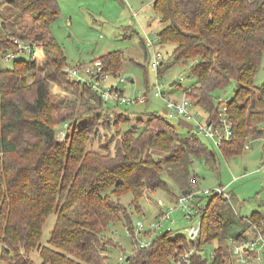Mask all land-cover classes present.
<instances>
[{
  "label": "trees",
  "instance_id": "trees-1",
  "mask_svg": "<svg viewBox=\"0 0 264 264\" xmlns=\"http://www.w3.org/2000/svg\"><path fill=\"white\" fill-rule=\"evenodd\" d=\"M5 2L16 10L20 27L12 31L1 23L0 62L17 39L39 43L44 58H16L11 67L0 64V261L31 264L29 255L38 250L41 264H107L110 249L118 247L107 236L109 227L122 222L133 235V214L141 211L146 192L174 194L169 178L180 195L192 193L197 184L194 159L215 161L216 154L193 132L178 131L155 112L144 120L140 114L139 126L118 112L124 121L105 122L103 139H109L98 141L101 112L94 121L72 120L62 114L68 105L51 95L52 82L67 83L89 96L98 110H112L64 71L67 58L51 29L60 17L59 0H0V8ZM153 6L165 24L159 43L174 45L176 63L197 60L190 69L196 81L183 93L206 121L219 119L217 93L234 83V94L225 103L234 137L219 148L226 157L241 153L247 140L264 135V83L254 84L264 55V0H154ZM99 59L112 75L125 61L118 51ZM121 123L128 129L122 132ZM128 193L132 199L125 205L121 198ZM206 197L199 241L183 234L172 237L171 230L157 232L149 247L126 255L124 264H234L229 239L245 238L251 223L260 226L264 217L260 212L241 217L246 227L238 231L241 223L223 213L228 200L218 194ZM53 214L43 245V229ZM213 241L217 246L208 259L204 247ZM195 247L187 262L179 261Z\"/></svg>",
  "mask_w": 264,
  "mask_h": 264
},
{
  "label": "rangeland",
  "instance_id": "rangeland-1",
  "mask_svg": "<svg viewBox=\"0 0 264 264\" xmlns=\"http://www.w3.org/2000/svg\"><path fill=\"white\" fill-rule=\"evenodd\" d=\"M153 1L59 0L60 17L52 24L51 29L53 36L63 49L68 65L71 68L89 66L104 54L118 51L123 54L125 61L119 73L111 76L108 83H115L116 79L123 78L126 82L120 87L124 89V95L132 100L140 98L145 100L143 104L107 103V108L112 109L107 113L101 108L98 110L96 103L78 88L68 86L67 83L52 82L50 84L52 97L68 105L62 110L63 115L71 116L72 120L82 118L94 121L98 116L96 114L101 112L102 121L98 125V141L104 140L103 135L107 133L102 128L105 122H109L113 126V124L118 125L119 120L124 121V118L119 119L118 112H124L130 122L138 126L140 124L136 122V118L140 114L144 115H142L143 120L146 118V114L153 112L161 114L165 106L161 98L154 96L155 84H160L161 91L167 96L180 100L185 88L196 81V77L190 69L197 60H190L185 65L176 63L173 58L174 45L159 43L158 35L165 24L161 23V16L154 9ZM17 15L16 10L7 2L0 8V22H4L6 28L12 31H17L20 27ZM26 23L30 24L31 20L28 19ZM146 39L153 41L155 45L145 46L143 42ZM155 51H159L163 55L161 73L152 66ZM17 58L29 59L30 56L24 54ZM0 64L3 67H11L13 60L2 59ZM173 82L176 84L171 86ZM263 83L264 55L254 79V84L257 86H261ZM234 88V83H231L225 90L217 93L216 105L221 111L224 109L225 101L233 96ZM195 111L198 112L196 122H205L206 114L197 107H195ZM171 123L178 131L188 130L177 119ZM188 123L194 125L195 121H188ZM128 127L126 123L119 125L122 132ZM115 131L116 129H112L113 134L116 133ZM59 136L63 137L61 134ZM105 139L104 141H108L109 136ZM200 139L214 150L216 159L215 161L211 159L207 161L203 157L194 159L192 169L197 176L194 191L203 192L206 189L224 187L231 196L230 201L225 203L226 205L223 203L225 207H228L223 212L225 217L238 220L240 223L241 217L250 218L254 212H260L264 217V169L261 168L264 162V141L261 138L249 139L245 143L249 145V148H244L239 154L226 157L214 142L202 136ZM154 156L159 158L161 154L154 153ZM168 182L169 190L175 195H180L176 184L169 178ZM174 194L163 189L153 193L146 192L145 198L140 202L141 211L133 214V235L127 231L122 222L109 227L107 236L118 247L110 249L111 258L107 264H117L122 255H129L133 252L136 244L148 242L157 232L171 230L172 237L178 234L186 235L185 229L191 224H197L200 214H196L195 211L197 206L207 205V195H199L194 198V202L188 203L190 207L192 205L195 207L190 208L194 214V218L190 222L187 216L188 212L180 208ZM131 199L132 196L128 193L122 196L121 201L128 205ZM159 201H163L164 205L159 206ZM166 213H168V219ZM55 219V214L51 215L44 226L41 238L43 245H46L49 240ZM139 223L143 224V229H140ZM159 223L161 224L160 229L154 231L155 226ZM245 223L244 221L236 226V230L240 231L246 227ZM261 223L264 224V218ZM216 246L217 241L207 244L204 247V256L210 259ZM29 260L31 264H41L42 259L39 251L32 250ZM0 264L9 263L0 261Z\"/></svg>",
  "mask_w": 264,
  "mask_h": 264
},
{
  "label": "built area",
  "instance_id": "built-area-1",
  "mask_svg": "<svg viewBox=\"0 0 264 264\" xmlns=\"http://www.w3.org/2000/svg\"><path fill=\"white\" fill-rule=\"evenodd\" d=\"M1 25V22H0ZM146 46H154V42L146 39ZM29 55L30 58L36 60H43L44 51L39 43H35L27 40H15V48L6 52L2 59L3 60H15L19 55ZM163 65V55L159 51H155L152 59V66L158 71ZM69 78L72 81L80 82L82 84H87L93 92L99 95L104 104L114 103V104H133V103H145L143 98L140 99H130L124 95V89L120 87L121 84H125L126 80L116 79L115 83H108L111 76L110 72L105 69L103 62L100 59L95 60L91 65L84 67H70L69 65L65 67ZM154 96L161 98L164 102V112L161 114L164 118L169 121L177 119L179 122H186L189 126L188 130L193 132L198 137H205L210 141L214 142L216 145L221 146L224 143L230 142L234 137V131L231 123L226 118V104L224 105L223 111L219 112V119L216 121H205L196 122V116L198 114L195 111L194 102L183 94L180 100H175L170 96H167L161 91L160 84H155ZM227 101V100H226ZM225 101V103H226ZM188 121H195L192 125ZM67 127V126H66ZM60 134L64 137L65 132L61 131ZM264 141V135L261 137ZM249 148V145H245V149ZM264 169V162L261 166ZM218 194L230 201L231 196L226 191V188L220 187L211 190H204L203 192L193 191L190 194L180 195L176 202L179 204L180 208L187 211V216L190 222L194 218L191 209L195 208L193 205L190 207L189 202H194V198L199 195H213ZM159 206H163V201L158 202ZM205 206L198 207L196 209V214H200V220L197 224H191L185 229L186 237L192 241L197 242L201 238L202 234V212L201 210ZM191 208V209H190ZM166 218L168 219V213H166ZM140 229H143V224L139 223ZM161 224L159 223L155 226L154 231L159 230ZM152 239V238H151ZM151 239L148 242H143L141 244H136L134 250L147 248L151 244ZM195 248H191L185 252L181 258L180 262H187L189 257ZM133 250V251H134ZM228 252L230 260L233 263L238 264H264V224L260 226L251 223V228L246 234L245 238L239 239H229L228 241ZM124 255L120 257V261L117 264H124Z\"/></svg>",
  "mask_w": 264,
  "mask_h": 264
},
{
  "label": "crops",
  "instance_id": "crops-1",
  "mask_svg": "<svg viewBox=\"0 0 264 264\" xmlns=\"http://www.w3.org/2000/svg\"><path fill=\"white\" fill-rule=\"evenodd\" d=\"M164 112V109H163V111L161 112V114ZM181 123H183L184 124V126H186L187 127V129L189 128V126H188V124L186 123V122H184V121H182Z\"/></svg>",
  "mask_w": 264,
  "mask_h": 264
},
{
  "label": "water",
  "instance_id": "water-1",
  "mask_svg": "<svg viewBox=\"0 0 264 264\" xmlns=\"http://www.w3.org/2000/svg\"><path fill=\"white\" fill-rule=\"evenodd\" d=\"M10 0H8V2H9ZM176 84V82H173L172 84H171V86H174Z\"/></svg>",
  "mask_w": 264,
  "mask_h": 264
}]
</instances>
